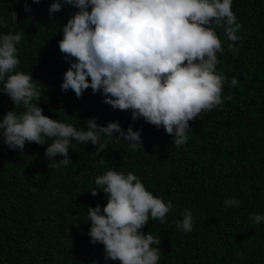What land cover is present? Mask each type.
<instances>
[{"label": "trees", "instance_id": "trees-1", "mask_svg": "<svg viewBox=\"0 0 264 264\" xmlns=\"http://www.w3.org/2000/svg\"><path fill=\"white\" fill-rule=\"evenodd\" d=\"M51 2L0 0V32L23 33L17 70L31 72L43 114L77 127L94 116L101 125L115 120L126 128L130 112L103 103L99 91L88 88L79 98L61 91L68 65L57 41L72 9L65 5L50 18ZM231 7L239 39L229 42L223 26H213L223 49L216 53V69L225 77L222 102L189 122L183 145L142 119L133 123V130L142 129L135 151L115 136L102 137L104 151L78 146L60 167L44 158L46 144L26 142L20 151L0 141V264H105L103 246L89 242L86 212L106 203L102 192L88 190L109 168L133 172L153 195L171 202L163 224L150 217L142 229L160 238L158 264H264V222L250 217L264 215V0H232ZM12 107L0 93V115ZM230 198L239 203L225 206ZM185 210L193 217L187 233L177 227Z\"/></svg>", "mask_w": 264, "mask_h": 264}, {"label": "clouds", "instance_id": "clouds-1", "mask_svg": "<svg viewBox=\"0 0 264 264\" xmlns=\"http://www.w3.org/2000/svg\"><path fill=\"white\" fill-rule=\"evenodd\" d=\"M65 5L72 12L57 41L68 65L61 91L70 89L77 98L88 88L93 94L99 91L103 103L129 111L132 122L126 128L115 120L101 125L93 116L77 127L43 114L37 103L41 90L31 72L17 70L23 33L0 32V93L13 106L0 115V141L9 149L22 151L26 142L46 144L43 156L52 167L66 166L69 150L78 146L91 143L95 152L104 151L102 137L115 136L135 151L142 132L133 130L137 119L163 128L179 146L187 140L189 122L222 102L225 77L216 69V53L223 49L213 26L222 25L229 42L239 39L241 25L232 0H52L50 18ZM22 8L31 11L27 2ZM9 19L15 23L16 13ZM226 46L231 49L233 44ZM229 83L235 86V77ZM58 155L62 158L56 159ZM94 185L88 191L93 196L102 192L106 203L88 206L87 236L90 243L103 246L105 264H158L160 238L142 229L150 217L163 224L171 202L153 195L131 171L109 168L94 178ZM238 203L234 198L224 201L225 206ZM250 217L254 224L264 222L262 214ZM177 227L185 233L192 230L189 210Z\"/></svg>", "mask_w": 264, "mask_h": 264}]
</instances>
